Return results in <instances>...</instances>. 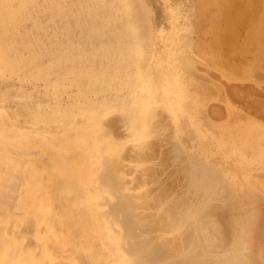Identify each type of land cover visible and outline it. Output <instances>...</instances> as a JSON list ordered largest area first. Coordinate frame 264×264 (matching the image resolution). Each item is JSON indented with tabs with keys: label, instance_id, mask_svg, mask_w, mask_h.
Listing matches in <instances>:
<instances>
[{
	"label": "rangeland",
	"instance_id": "rangeland-1",
	"mask_svg": "<svg viewBox=\"0 0 264 264\" xmlns=\"http://www.w3.org/2000/svg\"><path fill=\"white\" fill-rule=\"evenodd\" d=\"M117 1L8 0L0 4V19L5 22H0V114H5L0 115V173L4 177L8 174L0 183L8 178L6 183L14 184V188L7 185L6 192L1 194L8 191L11 195L13 200L3 197L6 202L14 201L12 206L8 205L10 210L6 207L8 202L4 204L0 198V247L4 248H0V264H30L29 256L37 252V245L28 247L25 238L34 234L38 241V227H57L63 237L60 246L66 252L70 250L66 256L74 251L80 256L81 251V256H88L82 257L84 263L118 264L125 254L120 238L126 235L128 240L134 233L144 231L148 236L142 240H153L152 245L140 242L145 243L140 246L147 244L151 248L146 253L150 252L148 257L141 260L148 263L264 264V70L251 68L254 53L251 44L246 45L257 24L264 22V0H245L244 6L238 5L237 12L231 14L235 24L223 16L229 14L231 6H236L231 0ZM5 8L9 12L3 13ZM222 16L228 21H221ZM20 35L25 45H19ZM30 35L36 38L33 40ZM47 35H57L60 41ZM246 48L248 51L244 52ZM245 87H250L251 95H244ZM130 92L136 101L130 98ZM234 95L240 97L236 99ZM247 96L253 97V101ZM134 119L135 123L131 121ZM125 128L130 129L131 136L123 132ZM3 140H8V148L1 145ZM134 148H141L142 152L138 149L137 156ZM19 150L29 155L20 157ZM92 156H96L94 162L86 165ZM121 157L126 163L121 164ZM103 163L113 170L103 173ZM134 167L137 171L132 172ZM116 170L124 178L137 174L135 181L142 189L134 181L135 186L132 183L131 188L130 183L121 190L122 200H132L129 215L123 214L132 216V227L120 226L117 222L121 216L115 217L113 224L103 218L100 211L104 206L98 204L104 199L98 200L104 192L98 190L94 195L89 191L98 182V176L113 181ZM7 210L16 212L6 215ZM22 226L33 228V233ZM113 226L115 230L110 229ZM126 227L132 232L123 234L128 231ZM84 236L89 240L85 242ZM156 237L161 238L158 241ZM127 240L121 242L127 244ZM93 242L100 244L92 245ZM23 246L25 250L21 252ZM48 255V251L44 252L41 258ZM157 257L164 261L161 263Z\"/></svg>",
	"mask_w": 264,
	"mask_h": 264
},
{
	"label": "bare ground",
	"instance_id": "bare-ground-1",
	"mask_svg": "<svg viewBox=\"0 0 264 264\" xmlns=\"http://www.w3.org/2000/svg\"><path fill=\"white\" fill-rule=\"evenodd\" d=\"M8 1V0H7ZM7 1H5V3L7 2ZM16 1V0H15ZM23 1V0H22ZM59 1V0H58ZM95 1V0H94ZM109 1V0H108ZM119 1V0H118ZM117 1V2H118ZM129 1V0H128ZM219 1V0H218ZM221 1H223V0H221ZM244 1L245 0H231V2L234 4V3H236V6L234 7H232L231 5H229V6H231V8H230V12H228L229 14H227L226 13V15H223V16H226L228 19H229V21H230V19L232 20V17H234V16H232L231 14L232 13H236L237 12V10H238V8H240V6L244 3ZM249 1V0H248ZM255 1V0H254ZM9 2H11V1H9ZM52 2V1H51ZM81 2V1H80ZM85 2V1H84ZM83 2V3H84ZM107 2V1H106ZM115 2V1H114ZM114 2H112V3H114ZM120 2V1H119ZM117 3V4H120V3ZM123 2V1H122ZM127 2V1H126ZM3 3L4 2H1L0 4H1V6L3 5ZM4 3V4H5ZM55 3V2H54ZM82 3V4H83ZM98 2L96 1V4H97ZM116 3V2H115ZM125 3V2H124ZM129 3V2H128ZM222 3V2H221ZM250 3H252V2H250ZM26 4V3H25ZM24 4V5H25ZM53 4V3H52ZM87 4H88V1H87ZM95 4V5H96ZM130 4V3H129ZM129 4H127V5H129ZM245 4V3H244ZM19 5H22V4H19ZM81 5V4H80ZM106 5V4H105ZM113 5V4H112ZM111 5V6H112ZM238 5H240L239 7H238ZM261 5V4H260ZM12 6H14V5H12ZM35 6V5H34ZM98 6V5H97ZM107 6V5H106ZM111 6H110V8H111ZM134 6V5H133ZM132 6V7H133ZM224 6V8L226 7V4H224L223 5ZM222 6V7H223ZM242 6H244V5H242ZM241 6V7H242ZM5 7V6H4ZM3 7V8H4ZM8 7V6H7ZM10 7V6H9ZM17 7V6H16ZM218 7V6H217ZM258 7V6H257ZM37 8V7H36ZM35 8V9H36ZM39 8V7H38ZM83 8V7H82ZM103 8V7H102ZM107 8V7H106ZM106 8H104V10L106 9ZM110 8H109V10H110ZM112 8H114V7H112ZM229 8L227 9V10H229ZM260 8V7H259ZM6 9H8V8H5V10L3 11V13L5 12V11H7ZM35 9H33L34 11H36ZM52 9V8H51ZM95 9V8H94ZM99 9V8H98ZM226 9V8H225ZM225 9H222V10H225ZM242 9V8H241ZM248 9V8H247ZM261 9V8H260ZM1 10V9H0ZM15 10V9H14ZM30 10H32V9H30ZM29 10V11H30ZM38 10V9H37ZM93 10V9H92ZM91 10V11H92ZM103 10V9H102ZM242 10H245V9H242ZM248 10H250V9H248ZM253 9L251 8V11H252ZM2 11V10H1ZM17 11V10H16ZM39 11V13H40V10H38ZM72 11V10H71ZM101 11V10H100ZM251 11H248V12H251ZM7 12H9V11H7ZM18 12H21V10H18ZM18 12H17V14H18ZM23 9H22V14H23ZM32 12V11H31ZM30 12V13H31ZM133 12V11H132ZM244 12V11H243ZM29 13V14H30ZM35 13V12H34ZM38 13V12H37ZM38 13V14H39ZM41 13H43V10L41 11ZM101 13V12H100ZM32 14V13H31ZM38 14H36V15H38ZM59 14V13H58ZM221 14V13H220ZM222 14H224V12H222ZM221 14V15H222ZM242 14V13H241ZM240 14V15H241ZM244 14V13H243ZM250 14V13H249ZM3 15V14H2ZM35 15V16H36ZM95 16H97L96 14H94ZM99 15V14H98ZM130 15V14H129ZM132 15V14H131ZM135 15V14H134ZM138 15V14H137ZM245 15V14H244ZM26 16V15H25ZM29 16V15H28ZM55 16V15H54ZM100 16V15H99ZM222 16V17H223ZM238 16V15H237ZM12 17V15L10 16V18ZM20 17V16H19ZM101 17V16H100ZM113 17V16H112ZM235 17H236V15H235ZM6 18V17H5ZM4 18V19H5ZM9 18V19H10ZM28 18V17H27ZM97 18H99V17H97ZM122 18H124V17H122ZM129 18V17H128ZM128 18H127V20H128ZM238 18V17H237ZM242 18V17H241ZM2 19V18H1ZM1 19H0V22L2 23L3 21H1ZM8 19V18H7ZM14 19V18H13ZM23 19H25V18H23ZM95 19V18H94ZM134 19V18H133ZM182 19H184V18H182ZM223 19V20H222ZM221 19V21H228V19H224V17ZM235 19V18H234ZM10 20H12V19H10ZM9 20V21H10ZM28 20V19H27ZM26 20V21H27ZM38 20V19H37ZM36 20V21H37ZM122 20V19H121ZM239 20H240V18H239ZM262 20H264V16L262 17ZM6 21V20H5ZM8 21V22H9ZM24 21V20H23ZM39 21V20H38ZM50 21V20H49ZM93 21V20H92ZM233 21V20H232ZM235 21V20H234ZM233 21V24H235V23H237L236 21L234 22ZM237 21H238V19H237ZM242 21V20H241ZM8 22L6 23V24H8ZM12 22H13V20H12ZM17 22V21H16ZM28 22V21H27ZM40 22V21H39ZM51 22V21H50ZM122 22H124V21H122ZM127 22V21H126ZM126 22H125V24H126ZM212 22H213V20H212ZM239 22V21H238ZM243 22V21H242ZM0 23V25H2ZM3 23H5V22H3ZM19 23H21L20 21H19ZM38 23V22H37ZM131 23H133L132 21H131ZM6 24H5V26H6ZM36 24V23H35ZM52 24V23H51ZM83 24V23H82ZM81 24V25H82ZM116 24V23H115ZM124 24V23H123ZM130 24V23H129ZM135 24V23H134ZM228 24H229V22H228ZM239 24H240V22H239ZM9 25H11V24H9ZM20 25V24H19ZM18 25V26H19ZM55 25V24H54ZM67 25V24H66ZM117 25V24H116ZM14 26H16L15 24L14 25H12V27H14ZM25 26V25H24ZM34 26V25H33ZM78 26V25H77ZM83 26H84V24H83ZM82 26V27H83ZM118 26V25H117ZM126 26V25H125ZM232 26V24L230 23V27ZM238 27V24L237 25H235L234 27ZM1 27V26H0ZM23 27V26H22ZM37 27H39V25L37 26ZM87 27V26H86ZM116 27V26H115ZM120 27H121V25H120ZM120 27H118V28H120ZM123 27V26H122ZM5 28H7V27H5ZM117 27H116V29H118ZM2 29V28H1ZM9 29H11V27L9 28ZM14 29H16V27H14ZM13 29V30H14ZM19 29V28H18ZM24 29V28H23ZM34 29V28H33ZM39 29V28H38ZM110 29V28H109ZM108 29V30H109ZM122 29V28H121ZM135 29H136V27H135ZM8 30V29H7ZM46 30V29H45ZM69 30V29H68ZM112 30H114V29H112ZM233 29L231 28V31H232ZM255 30V29H254ZM9 31V30H8ZM17 31H19V30H16V32ZM38 31V30H37ZM44 31V30H43ZM57 31V30H56ZM80 31V30H79ZM117 31H120V30H117ZM138 31V30H137ZM228 31V30H227ZM236 31V30H235ZM4 32V31H3ZM15 32V33H16ZM25 32V31H24ZM27 32V31H26ZM36 32V31H35ZM40 32H42V31H40ZM44 32H46L47 33V30L46 31H44ZM49 32V31H48ZM88 32V31H87ZM122 32V31H121ZM0 33H2V31L0 32ZM11 33V32H10ZM9 33V34H10ZM14 33V36L16 37V34ZM54 33V32H53ZM72 33V32H71ZM106 33H107V31H106ZM106 33H104V34H106ZM120 33V32H119ZM135 33H136V31H135ZM8 34V33H7ZM6 34V35H7ZM19 34H21V33H19ZM50 34V33H49ZM101 34V33H100ZM104 34H102V35H104ZM121 34V33H120ZM120 34H118V35H120ZM122 34H123V32H122ZM122 34H121V36H122ZM133 34V33H132ZM5 35V36H6ZM27 35H28V33H27ZM33 35V34H32ZM32 35H30L31 37H33ZM46 35V34H45ZM61 35V34H60ZM109 35V34H108ZM113 35V34H112ZM118 35H116V36H118ZM231 35V34H230ZM1 36H3V34L1 35ZM48 36V35H47ZM54 36V35H53ZM56 37H57V35H55ZM54 36V37H55ZM98 36V35H97ZM114 36V35H113ZM133 36H135L134 34H133ZM20 37V46H22V45H25V44H22V43H24L23 41H21V37H23V35L21 36H19ZM30 37V38H31ZM49 37V36H48ZM51 37V39H53L52 38V36H50ZM49 37V38H50ZM55 37V38H56ZM95 36H93V38H94ZM119 37V36H118ZM233 37V36H232ZM251 37L252 38H250V40L251 41H248V43L246 44L247 46L249 45V44H251V46H252V51H253V53H254V56H253V60H252V64H251V68H253V67H257V68H259V70L261 69V70H264V22H260V23H258L257 24V30H256V32H255V34L254 35H251ZM1 38V41L3 40L2 39V37H0ZM13 38V37H12ZM26 38V37H25ZM34 38H36V37H33V40H34ZM59 38V37H58ZM58 38H56L57 39V42H59L60 40L58 39ZM61 38V37H60ZM117 38V37H116ZM28 39V38H27ZM56 39H54V40H56ZM66 39H68V38H66ZM95 39V38H94ZM110 39V38H109ZM126 39H127V37H126ZM221 39V38H220ZM17 40V39H16ZM15 40V41H16ZM25 40V39H24ZM36 40V39H35ZM59 40V41H58ZM90 40V39H89ZM140 40V39H139ZM5 41V40H4ZM10 41V40H9ZM29 41H31L32 42V39H30ZM50 41H52V40H50ZM70 41V40H69ZM143 41V40H142ZM3 42V41H2ZM11 42V41H10ZM39 42V41H38ZM80 42V41H79ZM17 43V42H16ZM102 44H103V42H101ZM1 44V43H0ZM11 44V43H10ZM18 44V43H17ZM59 44V43H58ZM91 44V43H90ZM253 44H254V46H253ZM18 45V46H19ZM30 46L32 45V43H30L29 44ZM60 45V44H59ZM94 45V44H93ZM1 46V45H0ZM7 46V45H6ZM5 46V47H6ZM9 46V45H8ZM12 46H14V45H12ZM28 46V45H27ZM33 46V45H32ZM53 46V45H52ZM4 47V48H5ZM43 47V46H42ZM51 47V46H50ZM104 47V46H103ZM13 48H15V47H13ZM20 48V47H19ZM29 47H27V48H25L26 50L28 49ZM31 48H33V47H31ZM9 49V48H8ZM24 49V50H25ZM145 49H147V48H145ZM3 50V49H2ZM13 50H15V49H13ZM17 50H18V48H17ZM83 50V49H82ZM12 51V50H11ZM247 52L248 51V49L246 48L245 50H244V52ZM22 52V51H21ZM20 52V53H21ZM34 52V51H33ZM48 52V51H47ZM64 52V51H63ZM80 52V51H79ZM19 53V52H18ZM51 53V52H50ZM71 53V52H70ZM147 53V52H146ZM17 54V53H16ZM29 54H31V53H29ZM66 54V53H65ZM38 55V54H37ZM142 56V55H141ZM15 57V56H14ZM25 58V57H24ZM23 58V59H24ZM27 58V57H26ZM81 58V57H80ZM83 59H84V57H82ZM81 58V59H82ZM88 58V57H87ZM108 58V57H107ZM103 59V58H102ZM102 59H101V61H102ZM16 60V59H15ZM19 60H22L21 59V57H20V59ZM23 61V60H22ZM82 61V60H81ZM143 61V60H142ZM21 62V61H20ZM25 62H26V59H25ZM99 62V61H98ZM139 62V61H138ZM14 63H16V61L14 62ZM80 63V62H79ZM116 63V62H115ZM58 64V63H57ZM104 64V63H103ZM102 64V65H103ZM70 65V64H69ZM101 65V64H100ZM101 65V66H102ZM89 66V65H88ZM92 66V65H91ZM105 66V65H104ZM11 67V66H10ZM59 67V66H58ZM93 67V66H92ZM92 67H91V70H92ZM95 67V66H94ZM73 68V67H72ZM71 68V69H72ZM86 68H87V66H86ZM70 69V68H69ZM100 69V68H99ZM106 69V68H105ZM19 70V69H18ZM77 70V69H76ZM78 70H80V68L78 69ZM83 70V69H82ZM91 70L89 69L88 71H87V73L90 71L91 72ZM93 70H95V69H93ZM140 70H143V69H140ZM139 70V71H140ZM54 71V70H53ZM75 71V70H74ZM47 72V71H46ZM49 72V71H48ZM59 72V71H58ZM78 72H82L81 70L80 71H78ZM84 72V71H83ZM141 72H144V70L143 71H141ZM51 73V72H50ZM54 73V72H53ZM60 73V72H59ZM94 73V72H93ZM96 73V75H97V72H95ZM94 73V74H95ZM43 74V73H42ZM79 74V73H78ZM89 74V73H88ZM90 74H92V73H90ZM89 74V75H90ZM110 74V73H109ZM120 75H122V74H120ZM39 76V75H38ZM42 76V75H41ZM95 77H97V76H95ZM94 78V77H93ZM57 79V78H56ZM105 80V79H104ZM129 80V79H128ZM19 81V80H18ZM88 83V82H87ZM119 83V82H118ZM73 84V83H72ZM76 84V83H75ZM80 84V83H79ZM78 84V85H79ZM98 84V83H97ZM96 84V85H97ZM78 85H76V86H78ZM91 85V84H90ZM240 85V84H239ZM57 86V85H56ZM80 86H81V84H80ZM89 86V85H88ZM132 86V85H131ZM87 87V86H86ZM248 87V86H247ZM262 87V86H261ZM24 88V87H23ZM79 88V87H78ZM81 88V87H80ZM140 88V87H139ZM231 88H233V87H231ZM243 88H244V85H243ZM250 88V87H249ZM249 88H246L245 87V89H248V92L245 90V89H242V90H244V95H245V92H246V95H248V94H250V93H252L251 91L249 92ZM255 88V87H254ZM253 87H252V89H254ZM96 89V88H95ZM236 89H238V87L236 88ZM251 89V90H252ZM92 90V89H91ZM229 90H230V88H229ZM235 90V89H234ZM240 90V89H239ZM257 90V89H256ZM69 91V90H68ZM60 92V91H59ZM135 92H137V91H135ZM232 92V91H231ZM67 93V92H66ZM131 93V92H130ZM140 93V92H139ZM138 92H137V94H139ZM234 93H236V91L234 92ZM248 93V94H247ZM257 93V92H256ZM259 93V92H258ZM68 94V93H67ZM85 94V93H84ZM118 94H119V92H118ZM92 95V94H91ZM97 95V94H96ZM117 95V94H116ZM140 95V94H139ZM251 95V94H250ZM259 95V94H258ZM64 96V95H63ZM72 96H73V93H72ZM79 96V95H78ZM81 96H82V92H81ZM80 96V97H81ZM126 96V95H125ZM232 98H233V96L232 95H230ZM235 96V95H234ZM239 96V95H238ZM238 96L236 97V99L238 98ZM242 96V95H241ZM255 96V95H254ZM263 96V95H262ZM58 97V96H57ZM88 97V96H87ZM97 97V96H96ZM99 97V96H98ZM129 97V96H128ZM128 97H127V99L126 100H128ZM230 97V98H231ZM240 97V96H239ZM249 97H251V96H247V98H249ZM79 98V97H78ZM89 98V97H88ZM90 98H91V96H90ZM126 98V97H125ZM130 98H132V93H131V97ZM135 98H136V96H135ZM139 98V97H138ZM148 98V97H147ZM225 98V97H224ZM231 98V99H232ZM243 98V97H242ZM241 98V99H242ZM253 97H251L250 99H252ZM97 99V98H96ZM132 99H134V98H132ZM145 99V98H144ZM250 99H248V100H250ZM72 100V99H71ZM91 100V99H90ZM94 100V99H93ZM135 100V99H134ZM243 100H245V99H243ZM258 100V99H257ZM75 101V100H74ZM136 101V100H135ZM238 101H239V99H238ZM237 101V102H238ZM240 101H242V100H240ZM239 101V102H240ZM246 101V100H245ZM252 101H253V99H252ZM259 101V100H258ZM130 102H132V101H130ZM134 102V101H133ZM248 102H250V101H248ZM152 103V102H151ZM254 103H257V102H253V104ZM242 104H243V102H242ZM252 104V103H251ZM261 104V103H260ZM257 105V104H256ZM245 106V105H244ZM0 107H2V106H0ZM257 107H259V106H257ZM256 107V108H257ZM261 108V107H260ZM262 108H264V107H262ZM261 108V109H262ZM148 109V108H147ZM217 109H219V107L218 108H216L215 109V111H217ZM222 109H224V108H222ZM2 110V109H1ZM151 110V109H150ZM130 111H131V109H130ZM133 111V110H132ZM131 111V112H132ZM153 111V110H152ZM258 111V110H257ZM15 112V111H14ZM136 112H137V110H136ZM151 112V111H150ZM211 112H213V111H211ZM218 112H219V110H218ZM133 113H135V110H134V112ZM139 113V112H138ZM146 113H147V110H146ZM215 114H216V112H214ZM213 113V114H214ZM221 113H224L223 112V110H222V112ZM126 114H128V113H126ZM130 114H132V113H130ZM136 114V113H135ZM212 114V113H211ZM210 114V115H211ZM218 114V113H217ZM1 115V114H0ZM5 114L3 113V116H4ZM133 115V114H132ZM219 115H221L220 113H219ZM2 116V115H1ZM2 116V117H3ZM136 116V115H135ZM129 117V116H128ZM221 117V116H220ZM5 118V117H4ZM7 118H8V116H7ZM125 118H127V117H124V120H125ZM134 118H137V116L136 117H134ZM140 118V117H139ZM147 117H145V120L146 121H148L147 119H146ZM107 119V118H106ZM105 119V120H106ZM110 119V118H109ZM129 119V118H128ZM138 119V118H137ZM149 119V118H148ZM5 120V119H4ZM8 120V119H7ZM15 120V119H14ZM123 120V121H124ZM9 121H11V120H9ZM13 121V120H12ZM125 121H127V120H125ZM125 121H124V123L123 124H126V126H128L127 124H128V122L127 123H125ZM132 122H134L135 123V119L134 120H131ZM7 122V121H6ZM99 122H100V120H99ZM120 122V121H119ZM130 123V121H129V123L130 124H134V123ZM144 122V121H143ZM14 123V122H13ZM20 123V122H19ZM137 123V122H136ZM146 123V122H145ZM14 124H16V122L14 123ZM122 124V126L123 127H125L124 125ZM148 124V123H147ZM146 124V125H147ZM136 125V124H135ZM1 126V125H0ZM121 126V127H122ZM4 127V126H3ZM6 127V126H5ZM8 127V126H7ZM6 127V128H7ZM129 128H131L130 126H128ZM136 127V126H135ZM10 128V127H9ZM129 128H125L124 129V131L123 132H125L126 134H127V132H128V135H129ZM139 128V127H138ZM137 129V128H136ZM4 130V129H3ZM22 130V129H21ZM106 130V129H105ZM140 130V129H139ZM146 130V128H144V130H143V132H147V130ZM5 131V130H4ZM28 131H31V130H29L28 129ZM33 131V130H32ZM66 131V130H65ZM70 131V130H69ZM131 131H133V127H132V129H131ZM142 130H140V132H141ZM68 132V131H67ZM73 132V133H72ZM77 132V131H76ZM75 132V133H76ZM79 132V131H78ZM105 132V131H104ZM37 133H39L40 134V132H37ZM69 133V132H68ZM71 133L74 135V131H71ZM79 133H81V132H79ZM124 133V134H125ZM133 133V132H132ZM3 134V133H2ZM62 134H63V132H62ZM138 134V133H137ZM147 134V133H146ZM35 135V134H34ZM36 135H38V134H36ZM50 135V134H49ZM64 136H65V134H63ZM71 135V134H70ZM81 135V134H80ZM139 135V134H138ZM140 135H142L141 133H140ZM57 136V135H56ZM79 136V135H78ZM105 136V135H104ZM129 136H131V133H130V135ZM135 136H137V135H135ZM52 137V136H51ZM70 137V136H69ZM55 139H56V137H54ZM67 138V137H66ZM115 138V137H114ZM127 138V137H126ZM135 138H138V137H135ZM16 139V138H15ZM17 139H18V137H17ZM81 140V139H80ZM141 140V138H139V141ZM145 140H147V139H145ZM143 141V140H142ZM11 142V141H10ZM74 143V142H73ZM89 143V142H88ZM136 143V142H135ZM148 143V142H147ZM106 144V143H105ZM114 144V143H113ZM138 144V143H137ZM141 144H142V142H141ZM1 145H3L5 148H8L9 147V142H8V140H3L2 142H1ZM87 145V144H86ZM97 145H99V144H96V146ZM111 145H112V143H111ZM110 145V146H111ZM144 145V144H143ZM127 146H129V145H127ZM135 146V145H134ZM136 146H138L139 147V145H136ZM142 146V145H141ZM140 146V147H141ZM0 147H2V146H0ZM83 147H86V146H84L83 145ZM103 147V146H102ZM101 147V148H102ZM133 147V146H132ZM24 149V148H23ZM130 149H131V147H130ZM133 149V148H132ZM138 149H140V151L142 152V149L141 148H134V150H132L133 151V153H135L136 155H137V151H138ZM14 150V149H13ZM12 150V151H13ZM84 150V149H83ZM119 150V149H118ZM147 150V149H146ZM8 151V150H7ZM11 151V152H12ZM20 151V150H19ZM18 151V152H19ZM60 151V150H59ZM4 153H5V151H3ZM10 152V151H9ZM15 152V151H14ZM17 152V151H16ZM20 152H22V151H20ZM19 152V154H20V157H21V154H25V153H20ZM40 152V151H39ZM123 152V151H122ZM125 152V151H124ZM150 152V151H149ZM32 154L33 153H36V152H31ZM30 153V154H31ZM65 153V152H64ZM67 153V152H66ZM132 153V152H131ZM27 155H29L28 153H26ZM25 154V155H26ZM120 154H122V153H120ZM126 154V153H125ZM129 154V153H128ZM138 154H139V152H138ZM1 155V154H0ZM11 155H12V153H11ZM117 155V154H116ZM134 155V154H133ZM136 155H134V157H137ZM140 155V154H139ZM142 155V154H141ZM3 156V155H2ZM2 156H0V158L2 157ZM8 156V155H7ZM18 156V155H17ZM96 156H98V155H96ZM96 156H92V157H90L89 159H88V161H87V163H86V165H90V163H92V162H94V160H95V157ZM127 157V156H126ZM141 157V156H140ZM11 158H12V156H11ZM13 158H15V157H13ZM24 158V157H23ZM122 158V157H121ZM138 158V157H137ZM142 158V157H141ZM16 159H18L17 157L15 158V160ZM118 159H120V158H118ZM125 159V158H124ZM123 158L122 159H120V162H121V164H122V162L124 161H126V160H124ZM128 159V158H127ZM139 159V158H138ZM20 161H21V159H19ZM111 160V159H110ZM2 161V160H1ZM17 161V160H16ZM25 161V160H24ZM24 161H23V163H24ZM32 161V160H31ZM113 161V160H112ZM133 161H135V159L133 160ZM139 161V160H138ZM128 162V161H127ZM132 162V161H131ZM4 163V162H3ZM95 163H97V162H95ZM112 163V162H111ZM115 163H116V161H115ZM114 163V164H115ZM126 163V162H125ZM124 163V164H125ZM136 163H138V162H136ZM10 164V163H9ZM9 164H7L8 165V169H9ZM22 164V163H21ZM37 164V163H36ZM104 164V163H103ZM103 164H101V165H103ZM113 163H112V165H114ZM118 164V160H117V163H116V165ZM12 165V164H11ZM38 165V164H37ZM76 165V164H75ZM132 165V164H131ZM135 165V164H134ZM23 165H21V167H22ZM92 166H94L93 164H92ZM91 166V167H92ZM35 167H36V165H35ZM39 167V166H38ZM96 167H98V165L97 166H95L94 168L96 169ZM102 167V170H103V173L104 172H106V171H109V170H111V169H109V166L106 164H104L103 166H101ZM143 167V166H142ZM66 168V167H65ZM74 168V167H73ZM115 168V167H114ZM117 168V167H116ZM140 168V167H139ZM138 168V169H139ZM143 168H145V166L143 167ZM71 169V168H70ZM69 169V170H70ZM91 169V168H90ZM98 169V168H97ZM97 169H96V171H97ZM142 169V168H141ZM141 169H139V170H141ZM74 170V169H73ZM102 170H100V171H102ZM112 170H113V168H112ZM111 170V171H112ZM134 170H136L135 169V167H134V169H133V171L132 172H134ZM143 170V169H142ZM91 171H93L94 173L96 172V171H94V169L93 170H91ZM99 171V172H100ZM137 171V170H136ZM147 171V170H146ZM7 172V170L5 171V173ZM13 172V171H12ZM20 172V171H19ZM26 172V171H25ZM39 172V171H38ZM77 172V171H76ZM98 172V173H99ZM138 172H140V171H138ZM138 172H136V173H138ZM8 173V172H7ZM11 172H9V174H10ZM72 173V172H71ZM97 173V172H96ZM109 173V172H108ZM113 173L115 174V179L113 180V181H109V180H107V179H105V178H102V179H100V177L101 176H98L99 178L97 179L98 180V182H96L95 183V185L92 187V189H90L89 188V191L90 192H92V194L93 193H95L96 191L98 192V190L99 191H102V192H104V195H102L101 194V198L102 199H99L98 197H97V199H99L98 201H103V199H104V201L102 202V204H98V205H102V206H104L103 207V210L102 211H100V214L101 215H105L103 218H105V217H107V220H108V222L109 223H111V224H113L116 220H115V217H120L119 219H120V222L118 221L117 223H119L120 224V226H122V225H128V226H131L132 227V225H131V223L133 222L132 221V216L131 217H125L124 215H127L128 213H130V212H127L128 211V208L131 206V204H132V200L130 199V200H122V197L124 196V195H121V190H122V188L124 187V188H126V187H129L130 186V183L132 184V183H134V186H135V182L136 181H138V180H136V178H137V174H133V173H131L128 177L127 176H125V178L123 177V176H121L120 175V172H118L117 170L114 172L113 171ZM45 173L43 172V175H44ZM69 174V173H68ZM76 174V173H75ZM110 174V173H109ZM142 174V173H141ZM8 175V174H7ZM6 174H5V177L7 176ZM12 174H10V176H11ZM15 175V174H14ZM13 175V177H15V178H18L17 176H19L20 174H17V171H16V175L17 176H14ZM57 175V174H56ZM62 175V174H61ZM85 175V174H84ZM100 175H101V173H100ZM146 175V174H145ZM67 176V175H66ZM104 176V175H103ZM4 177V174L3 173H0V181L3 179V178H5ZM8 177V176H7ZM66 178H69V177H66ZM72 178V177H71ZM91 178H92V175H91ZM107 178V177H106ZM110 178V177H109ZM141 178H144V177H141ZM8 178H6V180L4 179V181L3 182H1L0 183V198L2 197H8L9 196V199H10V194L8 195L7 193H8V191H7V193H5V195L4 196H1V194L3 195V192L2 191H4V189H5V187L7 186V187H9V186H13L14 184H7L8 182L7 181H9V180H7ZM73 179V178H72ZM83 179V178H82ZM95 179V180H96ZM16 180V179H15ZM14 180V182L16 183V181ZM22 180V179H21ZM92 180V179H91ZM96 180V181H97ZM136 180V181H135ZM12 182H13V180H11ZM29 181V180H28ZM87 181V180H86ZM85 181V182H86ZM90 181V180H89ZM88 181V182H89ZM135 181V182H134ZM141 181V180H140ZM7 182V183H6ZM11 182V183H12ZM21 182H23V181H21ZM95 182V181H94ZM19 183V182H18ZM18 183L16 184V185H18ZM72 183V182H71ZM84 183V182H83ZM6 184V185H5ZM127 184H128V186H127ZM19 185H20V183H19ZM24 185V184H23ZM64 185H66V184H64ZM2 186H4L2 189H1V187ZM11 186V187H12ZM25 186V185H24ZM136 186H137V182H136ZM6 187V188H7ZM10 187V188H11ZM16 187V186H15ZM58 187V186H57ZM131 188L133 187V184H132V186H130ZM137 187H140V184L137 186ZM13 188H14V186H13ZM12 188V189H13ZM18 188V187H17ZM20 188V187H19ZM136 188V187H135ZM143 188V187H142ZM16 189V188H15ZM130 189V188H129ZM139 189H141V187L139 188ZM138 189V190H139ZM7 190V189H6ZM6 190L4 191V192H6ZM142 190V189H141ZM17 191V190H16ZM10 192V191H9ZM145 192V191H144ZM14 193H17V192H15V190H14ZM6 194H7V196H6ZM50 194V193H49ZM48 194V195H49ZM98 194V193H97ZM94 195H96V193L94 194ZM128 194H126V197L127 198H129L128 196H127ZM130 195H132V193L130 194ZM134 195V194H133ZM135 195H136V193H135ZM140 195V194H139ZM13 196V195H12ZM19 196V195H18ZM103 196H104V198H103ZM14 197V196H13ZM82 197V196H81ZM4 198L2 199V200H4ZM15 198V197H14ZM84 198V197H83ZM137 198V197H136ZM140 198V197H139ZM6 199V198H5ZM12 199V198H11ZM10 199V200H11ZM17 199V198H16ZM54 199V198H53ZM126 199V198H125ZM1 200V199H0ZM1 200V201H2ZM13 200V199H12ZM106 200V201H105ZM5 202H3L4 204H6L7 202V205H6V207L8 208L9 206V203H11V202H13L14 203V201H9V200H7V202H6V200H4ZM61 201H63V200H61ZM141 202V201H140ZM1 203V202H0ZM2 203V204H3ZM13 203H11V205L10 206H12V204ZM97 203V202H96ZM142 203V202H141ZM166 203V202H165ZM18 204V203H17ZM137 204V203H136ZM64 205V204H63ZM69 205V204H68ZM90 205V204H89ZM95 205V204H94ZM139 205V204H138ZM163 205V204H162ZM161 205V206H162ZM25 206V205H24ZM139 206H141V205H139ZM15 207V206H14ZM66 207V206H65ZM1 208V207H0ZM6 208V209H7ZM36 208H37V206H36ZM2 209H3V207H2ZM9 209V208H8ZM11 209V208H10ZM9 209V210H10ZM68 209V208H67ZM88 209V208H87ZM130 209V208H129ZM137 209V208H136ZM1 210V209H0ZM5 209H3V215L5 214V211H4ZM9 210H7V212H6V215H7V213H10L11 211H9ZM71 210V209H70ZM81 210V209H80ZM94 210H96V209H94ZM152 210V209H151ZM131 211V210H130ZM142 211H144V209H142ZM147 211H148V209H147ZM13 212H16L15 210L13 211ZM13 212H11L12 214H14ZM127 212V213H126ZM138 211H136V213H137ZM141 212V211H140ZM1 214H2V211L0 212ZM39 213V212H38ZM86 213H87V210H86ZM135 213V214H136ZM142 213H144V212H142ZM150 213V212H149ZM0 214V215H1ZM19 216H21L22 215V213H21V215L19 214V213H17ZM75 214V213H74ZM79 214V213H78ZM81 214V213H80ZM84 214V213H83ZM124 214V215H123ZM144 214H147V213H144ZM31 215V214H30ZM33 215H34V213H33ZM86 215V214H85ZM123 215V216H122ZM129 215V214H128ZM140 215V214H139ZM155 215V214H154ZM32 216V215H31ZM136 216V215H135ZM150 216V215H149ZM10 217H11V215H10ZM14 217V216H13ZM28 217V216H27ZM76 217V216H75ZM83 217V216H82ZM88 217H89V214H88ZM148 216L146 215V218L145 219H148L147 218ZM5 218H6V216H5ZM12 218V217H11ZM143 218V217H142ZM158 218V217H157ZM27 219V218H26ZM25 219V220H26ZM31 219H33V217H31ZM90 219V218H89ZM118 219V220H119ZM122 219V220H121ZM28 220H30L29 218H28ZM28 220H26L25 222H26V225L28 224ZM101 220V219H100ZM115 220V221H114ZM4 221V220H3ZM10 221H11V219H10ZM9 221V222H10ZM15 221V220H14ZM98 221V220H97ZM135 221V220H134ZM144 221V220H143ZM131 222V223H130ZM31 223V222H30ZM29 223V224H30ZM88 223H90V221H88ZM23 224H25V223H23ZM64 224V223H63ZM80 224V223H79ZM118 224V225H119ZM10 225H12V224H10ZM72 225V224H71ZM89 225V224H88ZM133 225H136V224H133ZM140 225V224H139ZM194 225V224H193ZM25 226V225H24ZM24 226H22L21 228L23 229V227ZM30 226V225H29ZM65 226V225H64ZM63 226V227H64ZM94 226H97V225H94ZM111 225L109 224V226H108V228L110 227ZM140 226H142V225H140ZM144 226H146V225H144ZM26 227V226H25ZM24 227V228H25ZM82 227V226H81ZM139 227V226H138ZM15 228L17 229V227L15 226ZM60 228V227H59ZM100 228V227H99ZM113 228H114V226H113ZM113 228H110V229H112V230H115V228L113 229ZM8 229H9V227H8ZM27 229H30V227H28L27 226ZM27 229H23V230H26L27 231ZM31 229H33V228H31ZM30 229V230H31ZM83 229H85L84 227H83ZM107 229V228H106ZM125 229V231L126 230H128V231H126V233L125 232H123V234H129V233H131V232H129L130 230H129V228H124ZM124 229H123V231H124ZM132 229V228H131ZM141 229V228H140ZM18 230V229H17ZM64 229H62V231H63ZM137 230V229H136ZM195 230V229H194ZM14 231V230H13ZM25 231V232H26ZM32 231V232H31ZM30 232V234H32L33 233V230H31ZM117 232H118V230H116ZM143 231V230H142ZM150 231V230H149ZM63 232H65V230L63 231ZM100 232V231H99ZM116 232V233H117ZM127 232H129V233H127ZM136 232V231H135ZM10 232H7L6 234H8V235H10L9 234ZM24 233V232H23ZM101 233H102V231H101ZM139 233H141V231L139 232ZM145 232L143 231L141 234H137V235H135V233H134V235H135V237H134V235H133V237L132 236H130V238H128V240H127V236L125 235L124 237H122V238H120V248H122L123 250L125 249V251H124V256L121 258V261L118 263V264H151L152 263V261H150V259H149V263L147 262V260H144V261H141L142 260V258L144 259L145 257L144 256H146L147 255V257H148V255H149V253L148 254H146L149 250H151V248L149 249L146 245L145 246H140L141 244H140V242L141 241H144V240H142V238H146L147 239V236H148V234H144ZM171 233V232H170ZM2 234H3V232H2ZM1 234V235H2ZM37 234H38V236H39V240L37 241L34 237H35V235L34 234H32L31 235V237H29L30 235H28V237L27 238H25L26 240L28 239V242H27V244H28V247H30L31 246V244H33V245H37V246H35V247H37V252H35V253H33V254H35V255H33L32 254V256H29V262H30V264H81L80 262H83V264H86L87 262L85 261V263H84V259H85V256H87V255H83L82 254V256H81V251L79 252L78 251V255H80V256H76V253H75V251H74V253H72V254H70L69 256H66V253H68V252H66L65 250L66 249H64L63 247H61L60 246V243H61V240H62V234L60 233V231H59V229H57V227H54L53 229H50V230H48V229H44V227H38V230H37ZM100 234V233H99ZM20 235V233H17V236H19ZM65 235V234H64ZM82 235V234H81ZM86 235H87V233H86ZM97 235V234H96ZM121 235H122V233H121ZM167 235H169V234H167ZM16 236V235H15ZM15 236H14V238H15ZM66 236V235H65ZM64 236V237H65ZM83 236V235H82ZM85 237V236H84ZM91 237V236H90ZM97 237H99L98 235H97ZM152 237V236H151ZM155 237V236H154ZM159 237V236H158ZM166 237V236H165ZM7 238V237H6ZM14 238H12V240L14 239ZM70 238H72L71 236L69 237V239ZM74 238V237H73ZM80 238H81V236H80ZM83 238V237H82ZM126 238V240L128 241V243L127 244H123L122 242H121V239H122V241H123V239H125ZM161 238V237H160ZM160 238H158L159 240H160ZM15 239H18V238H15ZM85 239V242L87 241V240H89V237H88V239L85 237L84 238ZM87 239V240H86ZM152 239V238H151ZM154 239V238H153ZM155 239H157V237L155 238ZM157 239V240H158ZM1 240H3V239H1ZM97 240H98V238H97ZM158 240V241H159ZM8 241H9V243H12V242H10V239H8ZM17 241V240H16ZM74 241V240H73ZM78 241V240H77ZM82 241V240H81ZM99 241V240H98ZM150 241V242H149ZM149 241H144V242H147L148 244H151L152 242H153V240H149ZM167 241V240H166ZM195 241V240H194ZM66 242V241H65ZM64 242V243H65ZM76 242V241H75ZM83 242V241H82ZM81 242V243H82ZM84 242V243H85ZM125 242V241H124ZM154 242H156V241H154ZM4 243V242H3ZM2 243V244H3ZM77 243V242H76ZM75 243V244H76ZM88 243H90V242H88ZM98 243V242H97ZM157 243V242H156ZM170 243V242H169ZM174 243V242H173ZM178 243V242H177ZM26 244V243H25ZM73 244V243H72ZM78 244H80V243H78ZM94 244H96V242L94 243L93 242V244L92 245H94ZM100 243H98V244H96L97 246L99 245ZM118 244V245H119ZM121 244H123V247L121 246ZM143 244H145V243H143ZM11 245V244H10ZM9 244H7V246L9 247L10 246ZM22 245H23V243H22ZM67 245V244H66ZM117 245V244H116ZM115 245V246H116ZM152 245V244H151ZM150 245V247H152ZM3 246H6V245H3ZM17 246V245H16ZM69 246V245H68ZM67 246V247H68ZM87 246V245H86ZM149 246V245H148ZM25 246H23V250H21V252L22 251H24L25 250V248H24ZM77 247V246H76ZM82 247V246H81ZM170 247V246H169ZM1 248V247H0ZM72 247H70V249H71ZM80 248V247H79ZM153 248V247H152ZM2 249V248H1ZM4 249V248H3ZM2 249V250H3ZM13 249H14V246H13ZM69 249V248H68ZM81 249V248H80ZM86 249H88L87 247H86ZM112 249H115V247L114 248H112ZM155 248H153L152 249V251L154 250ZM243 249V248H242ZM1 250V251H2ZM19 250H20V247H19ZM72 250V249H71ZM43 251V252H42ZM48 251V253H49V255H48V258H46V259H44V257L43 258H41V255H43V253L44 252H47ZM73 251V250H72ZM156 251H158V250H156ZM160 251V250H159ZM12 252V251H11ZM20 252V253H21ZM110 252V251H109ZM153 252H155V251H153ZM153 252H151V253H153ZM161 253H162V251H160ZM174 252V251H173ZM70 253V252H69ZM83 253V252H82ZM86 253V252H85ZM107 253V252H106ZM105 253V254H106ZM112 253H114V252H112ZM116 253V252H115ZM157 253V252H156ZM187 253V252H186ZM6 254H8V253H6ZM13 254V253H12ZM17 254H18V252H17ZM120 254V253H119ZM163 254V253H162ZM172 254V253H171ZM2 255V254H1ZM1 255H0V257H1ZM14 255V254H13ZM97 255V254H96ZM103 255V254H102ZM107 255V254H106ZM106 255H104L105 257H106ZM115 255V254H114ZM154 255V254H153ZM152 255V256H153ZM187 255V254H186ZM186 255H184L183 257H185ZM7 256V255H6ZM19 257L21 256V254L20 255H18ZM27 256V255H26ZM84 256V259L82 258ZM158 256V255H157ZM160 256V255H159ZM162 256V255H161ZM182 256V255H181ZM14 257V256H13ZM17 257V256H16ZM16 257H15V259H16ZM94 257V256H93ZM164 257H166V256H164ZM10 258V257H9ZM87 258H88V256H87ZM119 258V257H118ZM151 258V257H150ZM158 258V257H157ZM155 259V260H158V259H160L159 261L161 262V261H164L163 259L164 258H162V257H160V258H158V259ZM11 259V258H10ZM9 259V260H10ZM82 259V260H81ZM147 259V258H146ZM153 259V258H152ZM180 259H181V257H180ZM200 259V258H199ZM6 260H7V258H6ZM14 260V259H13ZM24 260V259H23ZM23 260L22 261H20V262H23ZM89 261H90V259H88ZM92 260V259H91ZM146 261V262H145ZM166 261H167V259H166ZM19 262V261H18ZM154 262H156V261H154ZM168 262H169V260H168ZM195 262V261H194ZM162 263V262H161ZM20 264V263H19ZM21 264H24V262L23 263H21ZM87 264H91V263H87ZM152 264H154V263H152ZM155 264H159L158 262H156ZM163 264H165V261H164V263Z\"/></svg>",
	"mask_w": 264,
	"mask_h": 264
}]
</instances>
